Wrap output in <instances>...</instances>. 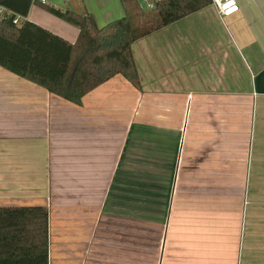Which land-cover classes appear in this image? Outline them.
Listing matches in <instances>:
<instances>
[{"label":"crops","instance_id":"0c3cea01","mask_svg":"<svg viewBox=\"0 0 264 264\" xmlns=\"http://www.w3.org/2000/svg\"><path fill=\"white\" fill-rule=\"evenodd\" d=\"M235 2L135 40L140 90L115 75L77 105L0 67V207L47 208L48 264H264V0ZM23 19L78 34L36 4Z\"/></svg>","mask_w":264,"mask_h":264},{"label":"trees","instance_id":"16d2710c","mask_svg":"<svg viewBox=\"0 0 264 264\" xmlns=\"http://www.w3.org/2000/svg\"><path fill=\"white\" fill-rule=\"evenodd\" d=\"M126 0H121L123 6ZM98 27L90 13L78 15L38 0H0L10 13L0 18V67L79 105L90 91L115 75L141 84L133 42L208 5L210 0H154L142 9ZM76 27L73 43L26 19L32 5ZM136 18V22H135ZM0 264H48V210L44 206L0 207Z\"/></svg>","mask_w":264,"mask_h":264},{"label":"built area","instance_id":"2783aa9c","mask_svg":"<svg viewBox=\"0 0 264 264\" xmlns=\"http://www.w3.org/2000/svg\"><path fill=\"white\" fill-rule=\"evenodd\" d=\"M40 2H45L44 0H40ZM210 4H212L218 15L221 18L228 17L235 12L238 11V5L235 2V0H210ZM153 3L149 4V7H152ZM5 13H10L5 7L0 5V18L5 14ZM23 18L20 16H14L12 19V22L14 24H18Z\"/></svg>","mask_w":264,"mask_h":264},{"label":"rangeland","instance_id":"374dc122","mask_svg":"<svg viewBox=\"0 0 264 264\" xmlns=\"http://www.w3.org/2000/svg\"><path fill=\"white\" fill-rule=\"evenodd\" d=\"M137 20H136V18H135V22H136Z\"/></svg>","mask_w":264,"mask_h":264}]
</instances>
